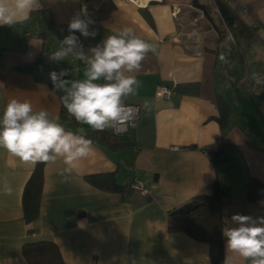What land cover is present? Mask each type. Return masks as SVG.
Instances as JSON below:
<instances>
[{"label": "crops", "instance_id": "obj_1", "mask_svg": "<svg viewBox=\"0 0 264 264\" xmlns=\"http://www.w3.org/2000/svg\"><path fill=\"white\" fill-rule=\"evenodd\" d=\"M215 1L197 0L208 18L194 0L143 7L127 0H41L42 10L27 21L0 26V114L15 98L58 117L57 92L23 66L46 48H60L82 7L97 31L94 38L80 36L85 52L124 27L155 46L133 74L136 95L127 98L139 106L132 143L93 141L94 151L68 182L59 175L61 159L45 163L33 223L23 219L22 193L35 164L0 148V184L7 180L14 189L11 196L0 191V264H27L21 248L34 240L54 242L65 264H210L208 243L188 235L183 214L174 210L212 194L214 183L222 228L225 218L232 226L236 213L264 217V83L251 79L255 72L264 80V0H218L236 17L229 26ZM221 52L228 63L219 61ZM47 63L70 69L66 79L83 78L84 64L73 55ZM160 84L172 91L169 97L155 95ZM97 175H111L126 188L100 189L88 178ZM134 181L143 183L145 194L130 189ZM222 246L224 262H250L227 250L224 237Z\"/></svg>", "mask_w": 264, "mask_h": 264}, {"label": "clouds", "instance_id": "obj_2", "mask_svg": "<svg viewBox=\"0 0 264 264\" xmlns=\"http://www.w3.org/2000/svg\"><path fill=\"white\" fill-rule=\"evenodd\" d=\"M41 0H0V26H12L30 19L32 13L42 10ZM95 21L82 7L68 24L69 34L60 41L61 47L49 55L53 62L64 61L73 55L84 64L83 78L70 77L71 70L62 68L51 71L49 78L57 92H63L62 103L67 113L81 125L102 132L111 128L116 134L127 130L139 109L127 104L130 96L136 95L139 87L137 73L146 55L155 51V46L146 42L131 27H124L85 52L80 41L94 38ZM76 33L80 35L77 36ZM228 63L225 53L218 57ZM131 73V75H126ZM256 84L264 83L259 73H252ZM150 111L147 102L143 105ZM0 148L24 163H49L61 159L65 167L59 175L68 182L80 161L94 151L93 141L86 137L85 128L66 130L59 117L50 118L47 110H35L28 100L11 99L0 114ZM0 191L11 196L12 185L5 180ZM231 225L225 218L222 235L225 248L250 264H264V217L233 214ZM224 264H229L226 259Z\"/></svg>", "mask_w": 264, "mask_h": 264}, {"label": "trees", "instance_id": "obj_3", "mask_svg": "<svg viewBox=\"0 0 264 264\" xmlns=\"http://www.w3.org/2000/svg\"><path fill=\"white\" fill-rule=\"evenodd\" d=\"M195 6L202 9L206 17L209 16V10L206 6L199 4L194 0ZM215 5L221 18L226 25H231L235 22L234 13L221 1L216 0ZM57 49L49 50L46 48L40 55H38L33 62L25 64L23 67L27 70L33 71L36 77L46 79L53 87L49 76L44 71H59L60 69L50 67L47 63L49 55ZM66 79V77H65ZM54 89V88H53ZM57 92V91H56ZM61 107L58 114L59 122L66 128V130L76 131L78 128H85L86 137L92 141L103 142L112 147H123L132 143L133 135L115 136L113 130L111 133L105 131H93L79 124L71 117L66 109L63 107L62 95L63 92H57ZM219 155L218 152L213 153V157ZM45 163H37L26 181L22 193V210L23 219L26 223H33L39 216L40 198L43 185V167ZM89 180L98 188L103 190H123L126 188L114 181L111 175H97L88 177ZM259 195L262 193V186ZM251 188V183H250ZM221 192L216 183L213 186V193L210 195H199L190 202L196 204V207L190 212L183 213L184 230L191 237L204 241L209 245L210 264H224L223 255V235L221 225ZM30 233L35 229L28 230ZM22 254L26 259L27 264H65L57 245L49 240H34L27 241L22 245Z\"/></svg>", "mask_w": 264, "mask_h": 264}, {"label": "built area", "instance_id": "obj_4", "mask_svg": "<svg viewBox=\"0 0 264 264\" xmlns=\"http://www.w3.org/2000/svg\"><path fill=\"white\" fill-rule=\"evenodd\" d=\"M127 1L132 3L133 5H135L136 7H143V6H146L148 3H150L151 1H161V0H127ZM171 93H172V91L165 85L160 84V85H157L155 87V95L156 96L167 98L170 96ZM126 103L133 105L139 109V106L135 103L128 102L127 100H126ZM138 118H139V111H138V113H136L134 115L132 122L128 125L127 130L125 132H123L122 134H116L113 131V134L115 136H118V137L123 136V135H133V132L136 128ZM205 152L209 157H213V155L210 151L206 150ZM129 187L132 191L137 192L139 194H145L146 193V188L144 187L143 183L140 181H134L133 183H131L129 185ZM248 264H250V262Z\"/></svg>", "mask_w": 264, "mask_h": 264}, {"label": "water", "instance_id": "obj_5", "mask_svg": "<svg viewBox=\"0 0 264 264\" xmlns=\"http://www.w3.org/2000/svg\"><path fill=\"white\" fill-rule=\"evenodd\" d=\"M195 207H196V204H194L192 202H188V203L183 204L181 207L175 209L174 212L179 213V214H183V213L190 212Z\"/></svg>", "mask_w": 264, "mask_h": 264}]
</instances>
